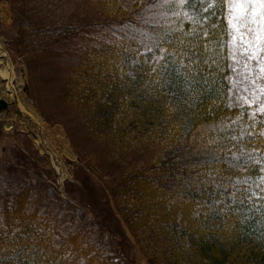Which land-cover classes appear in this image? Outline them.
<instances>
[{"label": "trees", "instance_id": "trees-1", "mask_svg": "<svg viewBox=\"0 0 264 264\" xmlns=\"http://www.w3.org/2000/svg\"><path fill=\"white\" fill-rule=\"evenodd\" d=\"M157 2L0 0L26 102L62 127L147 264H264V113L231 102L227 2ZM16 134L0 151V264H134L93 228L87 175L82 210L51 199L49 158Z\"/></svg>", "mask_w": 264, "mask_h": 264}, {"label": "rangeland", "instance_id": "rangeland-1", "mask_svg": "<svg viewBox=\"0 0 264 264\" xmlns=\"http://www.w3.org/2000/svg\"><path fill=\"white\" fill-rule=\"evenodd\" d=\"M5 18L4 7L0 6V72H4L7 67L14 75L13 95H10L5 90L6 81L0 77V99H4L9 103L7 111L0 114V121L2 123L0 151L2 148L10 147L7 134L13 129L17 132L14 135L16 140L19 139L25 142L29 140L32 143L30 145L31 152L33 148L38 151L39 156L47 154L49 157L48 167L53 170L54 175L52 174V177L43 176L41 182L47 185L45 188L50 194L51 199L56 200V197L60 195L63 200H68L69 197V200L73 203L76 202L74 198L80 201L81 199L77 190H82L81 180H84L87 175L90 192L87 193L85 189L86 191L83 192L85 196L82 202L94 209L96 217H91L101 225L93 226V228L96 231L104 227L108 231L112 229V239L109 240L106 236L103 243H106L113 250L118 249V256L123 260H131L134 264H147L135 249L131 236L113 208L108 194L102 190L103 188L99 181L88 173L82 165L78 164L70 147L69 138L62 127L60 125L54 127L46 126L36 110L26 103L23 91L22 64L16 57L10 54L5 38L1 33V24ZM256 20L257 23L250 24L249 27L255 31H259L264 27V21H262L260 16H257ZM228 27L230 35L231 81L233 86V93L230 95L231 102L240 104L249 103L260 108L261 103L264 102V71H261V68L264 67V41L258 42L253 40V44L260 45L258 50L255 47H250L246 42L252 39V34L248 33L244 37L245 43L241 44L239 40H233V36L236 33L229 24ZM244 31L246 32V29ZM254 52L256 55L255 58H252ZM152 115L156 116L157 114L153 112ZM19 148L23 151H28L21 143L19 144ZM56 162L61 165L63 174L57 170ZM21 179L26 180L25 177ZM73 180H75L74 184H67V182ZM75 206L82 210L77 204ZM117 244L124 246V250L118 247Z\"/></svg>", "mask_w": 264, "mask_h": 264}, {"label": "snow or ice", "instance_id": "snow-or-ice-1", "mask_svg": "<svg viewBox=\"0 0 264 264\" xmlns=\"http://www.w3.org/2000/svg\"><path fill=\"white\" fill-rule=\"evenodd\" d=\"M189 3V0H158L157 4L153 7H170L176 6L183 8ZM227 6L229 9L227 16V23L235 31L233 40H239L241 44L245 43V35L252 34V39L247 40V44L250 47L259 49V44H253V40L261 42L264 41V27L259 31L253 30L249 27L250 24L257 23L256 17L260 16L264 21V0H227ZM211 7V5H209ZM207 11V8L204 9ZM191 19V17H189ZM246 29V32L244 31ZM256 53H253L252 58H255ZM264 71V67L261 68ZM259 111L264 113V102L261 103ZM235 139V137L233 138ZM251 158V157H250ZM264 171V169H261ZM264 179V178H262Z\"/></svg>", "mask_w": 264, "mask_h": 264}, {"label": "bare ground", "instance_id": "bare-ground-1", "mask_svg": "<svg viewBox=\"0 0 264 264\" xmlns=\"http://www.w3.org/2000/svg\"><path fill=\"white\" fill-rule=\"evenodd\" d=\"M0 77L6 81V88L5 90L10 94H14V88H13V82H14V75L13 73L6 67V70L4 72H0ZM58 169L61 172L62 167L58 164Z\"/></svg>", "mask_w": 264, "mask_h": 264}, {"label": "water", "instance_id": "water-1", "mask_svg": "<svg viewBox=\"0 0 264 264\" xmlns=\"http://www.w3.org/2000/svg\"><path fill=\"white\" fill-rule=\"evenodd\" d=\"M8 108V104L7 102H5L4 100H0V114L3 112V111H6ZM0 132H1V122H0Z\"/></svg>", "mask_w": 264, "mask_h": 264}]
</instances>
